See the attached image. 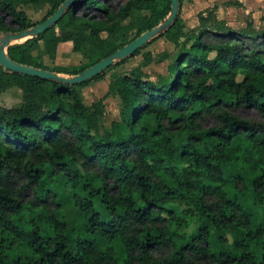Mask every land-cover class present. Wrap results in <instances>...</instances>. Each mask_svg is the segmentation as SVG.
<instances>
[{
    "label": "trees",
    "instance_id": "obj_1",
    "mask_svg": "<svg viewBox=\"0 0 264 264\" xmlns=\"http://www.w3.org/2000/svg\"><path fill=\"white\" fill-rule=\"evenodd\" d=\"M66 1L0 0V38L34 27L20 5L52 4L43 24ZM165 1L162 9L160 0H128L115 13L98 0H79L48 32L8 54L59 72L33 54L57 27L63 36L46 40L50 56L61 43L72 41L79 52L104 34L121 33L120 44L104 46L95 62L71 73L79 75L164 23L171 13ZM184 1L160 34L182 48L171 76L155 83L136 69L109 85L106 98L121 99L129 131L116 139L109 132L97 139L105 103L87 106L78 90L106 71L69 86L0 66V92L24 93L21 107H0V264H264V122L233 112L253 108L264 119V31H235L202 12L189 38ZM87 9L102 18L86 16ZM135 11L148 15L131 25ZM209 118L214 125L204 128ZM231 167L253 175L252 204L240 199L245 182ZM70 204L79 211L74 238L58 216Z\"/></svg>",
    "mask_w": 264,
    "mask_h": 264
},
{
    "label": "rangeland",
    "instance_id": "obj_2",
    "mask_svg": "<svg viewBox=\"0 0 264 264\" xmlns=\"http://www.w3.org/2000/svg\"><path fill=\"white\" fill-rule=\"evenodd\" d=\"M101 3L107 4L111 11L117 13L121 6L128 0H98ZM160 8H165L167 2L160 0ZM20 10L27 15L29 24L39 26L42 22L50 16L53 12L52 4H29L20 5ZM77 16L82 15V9L78 8L74 11ZM202 12L213 13L217 22H221L226 27L241 31L250 29L256 32L264 31V0H185L181 8V18L185 23V32L191 38L190 33L193 29H198L200 26L198 15ZM55 13V12H54ZM84 14L95 19L102 18L101 13L93 9H87ZM148 15L146 11H135L132 15L133 20L130 21L134 25L136 21ZM170 15V14H169ZM6 24L14 29L16 25L11 21L9 16H4ZM168 18V17H167ZM33 28V27H32ZM31 29V28H30ZM72 32V31H70ZM54 34L63 36L61 28L57 27L55 33H51L46 38L38 43L33 50V54L41 64L47 66L48 69L59 71L56 72L65 77H74L72 72L86 69L91 63L95 62L100 55L102 48L109 44H120L121 33L117 35L108 36L103 35V39L96 43H85L79 52H74L75 44L72 41L61 43L57 48L55 56H50L46 53V40L50 39ZM135 31L128 34L124 41L131 42L135 38ZM86 36H90L86 33ZM192 40V39H191ZM25 42H17L14 46L23 45ZM190 44V43H189ZM8 49V50H9ZM182 50L181 47H176L175 44L170 43L165 37L158 36L145 46L140 55L133 56L122 62L117 63L112 69L106 71L105 79L99 82H92L85 87L79 88L82 101L87 106H92L94 103L104 101V115L100 118L97 139H101L105 133L109 132L113 139L120 135H127L129 131L124 123L121 112L123 103L119 97H108L106 95L109 90V85L114 76L130 74L136 69L143 70L150 80L158 83L162 77H170L169 68L177 59L178 54ZM149 56V57H148ZM149 58V59H148ZM149 60V61H148ZM23 91L18 87H12L3 92H0V107L6 109L19 108L23 105ZM233 112L241 119L251 121L254 123H263L264 119L260 113L253 108H237ZM214 125L213 119H207L203 126L209 128ZM230 172L238 173L242 176L245 182L244 190L241 192L240 199L247 201L250 204L254 202V195L249 191L251 189L253 175L247 171H241L235 167H231ZM185 208V207H183ZM59 219L67 222L70 229V238H74L75 234L72 232L77 223L79 216L78 209L74 204L67 205L61 212L58 213ZM187 233H191L192 229H186ZM215 232L213 239H215ZM163 255V254H162ZM194 264H211L209 260L202 259Z\"/></svg>",
    "mask_w": 264,
    "mask_h": 264
},
{
    "label": "water",
    "instance_id": "obj_3",
    "mask_svg": "<svg viewBox=\"0 0 264 264\" xmlns=\"http://www.w3.org/2000/svg\"><path fill=\"white\" fill-rule=\"evenodd\" d=\"M79 0H67L61 8L46 22L39 26H35L31 29L21 31L19 33H9L0 38V66L4 69L18 74H23L42 80H55L57 82L64 83L69 86H77L85 84L93 80L95 77L101 75L109 68L117 63H120L128 58H132L137 51L142 50L151 41L160 36L161 32L167 30L175 22V19L180 14V0H170L171 1V13L166 19V21L159 26L145 32L140 37L119 49L114 54L108 58L103 59L92 67L88 68L84 72L74 77L68 78L56 72L47 71L44 69H38L32 66L23 65L12 58L8 54V49L17 42H27L30 39L37 38L42 34H45L55 26L63 17L64 13L72 8V6Z\"/></svg>",
    "mask_w": 264,
    "mask_h": 264
},
{
    "label": "crops",
    "instance_id": "obj_4",
    "mask_svg": "<svg viewBox=\"0 0 264 264\" xmlns=\"http://www.w3.org/2000/svg\"><path fill=\"white\" fill-rule=\"evenodd\" d=\"M196 2L198 1V0H195Z\"/></svg>",
    "mask_w": 264,
    "mask_h": 264
}]
</instances>
